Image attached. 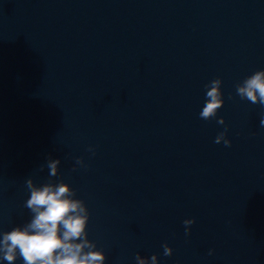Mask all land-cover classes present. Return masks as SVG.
Returning a JSON list of instances; mask_svg holds the SVG:
<instances>
[{
    "label": "water",
    "instance_id": "obj_1",
    "mask_svg": "<svg viewBox=\"0 0 264 264\" xmlns=\"http://www.w3.org/2000/svg\"><path fill=\"white\" fill-rule=\"evenodd\" d=\"M206 84L162 0H0V233L30 221L28 179L63 180L105 264H264V209L221 108L200 118Z\"/></svg>",
    "mask_w": 264,
    "mask_h": 264
},
{
    "label": "clouds",
    "instance_id": "obj_2",
    "mask_svg": "<svg viewBox=\"0 0 264 264\" xmlns=\"http://www.w3.org/2000/svg\"><path fill=\"white\" fill-rule=\"evenodd\" d=\"M222 83L223 80L217 78L205 85V103L199 113L201 119L215 118L225 104ZM236 92L241 99L264 106V70H258L238 83ZM217 123L224 125L225 118L219 117ZM261 125L264 126V118ZM227 134L226 127L214 142H223L230 147L232 141ZM88 150L94 152L93 148ZM60 164V159L49 156L46 167L50 178L59 175ZM76 164L87 167L83 157L77 158ZM26 187L30 198L26 200L25 207L30 210L31 219L25 225L0 233V260L7 264H15L18 258L23 264H105V251L98 249L97 244L89 239L90 211L84 200L75 198L76 191L69 183L50 180L37 185L33 179H28ZM183 223L186 235L190 234V226L195 219H186ZM162 247L164 256L173 254V248L167 243ZM135 260L137 264H160L156 254L144 257L137 253Z\"/></svg>",
    "mask_w": 264,
    "mask_h": 264
}]
</instances>
